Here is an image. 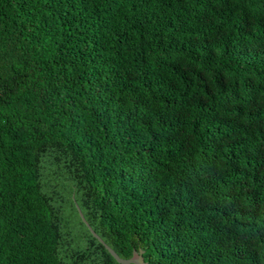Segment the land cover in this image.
Returning <instances> with one entry per match:
<instances>
[{
	"label": "trees",
	"instance_id": "trees-1",
	"mask_svg": "<svg viewBox=\"0 0 264 264\" xmlns=\"http://www.w3.org/2000/svg\"><path fill=\"white\" fill-rule=\"evenodd\" d=\"M264 264V0H0V264Z\"/></svg>",
	"mask_w": 264,
	"mask_h": 264
},
{
	"label": "water",
	"instance_id": "water-1",
	"mask_svg": "<svg viewBox=\"0 0 264 264\" xmlns=\"http://www.w3.org/2000/svg\"><path fill=\"white\" fill-rule=\"evenodd\" d=\"M78 212L82 220L85 222L86 226L90 230L91 234L106 248V250L110 253V255L119 263L121 264H147L144 261L142 256V250H133L132 256L129 258H122L120 257L107 243L103 241V239L91 228L88 222L84 219L83 214L81 213L80 209L78 208Z\"/></svg>",
	"mask_w": 264,
	"mask_h": 264
}]
</instances>
